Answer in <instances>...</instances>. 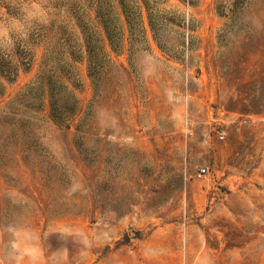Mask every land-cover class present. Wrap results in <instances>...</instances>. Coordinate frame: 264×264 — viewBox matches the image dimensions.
I'll return each mask as SVG.
<instances>
[{
	"label": "rangeland",
	"instance_id": "obj_1",
	"mask_svg": "<svg viewBox=\"0 0 264 264\" xmlns=\"http://www.w3.org/2000/svg\"><path fill=\"white\" fill-rule=\"evenodd\" d=\"M142 1L171 13L158 42ZM121 5L133 29L142 8L146 45L108 48L96 83L86 52L72 64L70 130L16 115L43 56L117 34ZM0 56L19 63L0 99V264H264V0H0Z\"/></svg>",
	"mask_w": 264,
	"mask_h": 264
},
{
	"label": "trees",
	"instance_id": "obj_2",
	"mask_svg": "<svg viewBox=\"0 0 264 264\" xmlns=\"http://www.w3.org/2000/svg\"><path fill=\"white\" fill-rule=\"evenodd\" d=\"M142 2L153 39L158 42V26L171 13L160 8L159 3H157L155 8L151 10L147 3L144 1ZM174 15L175 14H172V18H169L171 23L175 22L176 16ZM122 16L123 21L121 20ZM133 18L136 29H133V24L131 23L125 6L121 5L120 14L117 19H115V23L118 21L120 23V26L117 25V27H115L116 29H114L117 31V34L112 35L107 27H102L101 31H97V26H93L90 35H87L84 43L79 47V57H76L71 53L69 57L60 54L55 58H49V55H44L41 64L42 68L39 74L24 88V90H22V92L16 95L8 106H15L17 111L16 115L22 114L24 111L40 112L46 110L47 117L52 124L61 127L62 129L70 130L79 106V101L76 95V90L79 88V85L78 83L73 82L76 74L75 67L72 64L77 62V60L81 61L83 53L86 52L89 76L92 79V82L96 83L97 79L95 73H92V70L95 69L96 65L102 67L104 61H109L108 48L115 51L117 47L123 46L126 39H129L130 43L134 41L141 42L143 46L146 45L147 40L144 16L142 8L138 5L135 6V14L133 15ZM159 18H161V20H158ZM124 25L129 33V38L125 37L126 29L124 28ZM135 30L141 38L140 40L138 38H133L132 33ZM93 37H96L95 42L99 49V57L91 51V47H93L91 44V42L93 43ZM27 60L26 64L28 66L32 60V56L29 55ZM69 60L71 61V64L68 63ZM18 69L19 63L13 61L12 58H0V99L5 94L4 82L9 83L14 79L18 73ZM75 130L76 132L78 131V126H76Z\"/></svg>",
	"mask_w": 264,
	"mask_h": 264
},
{
	"label": "built area",
	"instance_id": "obj_3",
	"mask_svg": "<svg viewBox=\"0 0 264 264\" xmlns=\"http://www.w3.org/2000/svg\"><path fill=\"white\" fill-rule=\"evenodd\" d=\"M223 137H220V139H222ZM206 174V170L204 168H200L197 172V177H203Z\"/></svg>",
	"mask_w": 264,
	"mask_h": 264
}]
</instances>
